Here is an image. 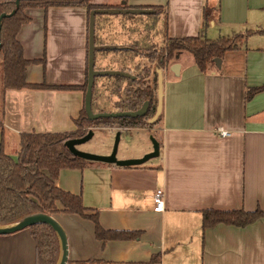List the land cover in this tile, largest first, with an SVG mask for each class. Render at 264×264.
I'll list each match as a JSON object with an SVG mask.
<instances>
[{
	"label": "crops",
	"instance_id": "crops-1",
	"mask_svg": "<svg viewBox=\"0 0 264 264\" xmlns=\"http://www.w3.org/2000/svg\"><path fill=\"white\" fill-rule=\"evenodd\" d=\"M96 6L161 7L163 36L209 39L247 36L227 51L221 67L202 72L194 56L177 52L163 70V108L159 126L161 152L139 166L90 162L61 169L56 184L82 195L99 212L105 230L141 231L138 239L101 240L95 223L75 213H56L68 240L69 261L101 259L155 264H264V217L246 226L219 223L203 229V213L217 210H264V91L249 101L248 89L264 84V0H88ZM32 20L18 34L26 59L46 58L27 68L30 83L49 88H9L5 92L0 146L17 157L24 132L77 129L75 119L85 106L88 80L89 10L86 6L29 8ZM148 14H96L95 39L99 69L131 72L154 65L136 43L149 45L153 32L139 30L128 18ZM127 17V18H126ZM127 19L125 26L122 25ZM135 22V21H134ZM156 63V62H155ZM158 69V68H157ZM156 69V71H157ZM97 78L95 87H97ZM116 80L128 77H114ZM94 90L93 106L96 102ZM228 130L221 136L219 129ZM132 129V128H131ZM150 146H152L150 144ZM142 146L121 158L141 157ZM157 188L165 191L166 208L154 210ZM0 264H37L36 243L29 228L0 235Z\"/></svg>",
	"mask_w": 264,
	"mask_h": 264
},
{
	"label": "trees",
	"instance_id": "trees-1",
	"mask_svg": "<svg viewBox=\"0 0 264 264\" xmlns=\"http://www.w3.org/2000/svg\"><path fill=\"white\" fill-rule=\"evenodd\" d=\"M50 6H86L89 10L96 8H111L113 6H96L88 0H22L17 7L16 0H0V17L2 14H11L2 19L0 30V72L2 74V109L4 108L5 92L9 88L22 89L25 87L34 89L49 88L50 85L43 83H30L27 80V68L34 63L46 64V58L30 60L24 56L22 43L18 34L25 24L31 22L32 18L27 13L29 8ZM116 7H130L123 3ZM156 12L161 7L153 6ZM264 35V31H258ZM246 35L234 34L223 36L218 39H209L205 35V28L198 36L182 38H170L165 36L166 44L153 53L158 64L165 68L175 58L177 52L187 51L194 56V59L202 72L217 67L215 59H223L226 52L236 50L239 46L232 45L234 40L245 41ZM220 69V68H218ZM158 73L155 72V78ZM139 81L138 76L132 81ZM60 89H83L86 93L87 84L84 86H59ZM264 91V84L248 89L246 99L249 101L256 94ZM130 93V92H129ZM131 94V93H130ZM155 95V88L145 86L135 89L133 97L129 99L126 107L122 110H137L145 101L152 103ZM155 108L151 104L149 112ZM147 113V114H148ZM0 128H3L4 109L0 113ZM147 116V115H146ZM143 117H117L100 118L91 120L85 107L81 110L80 116L75 119L77 129L64 132H24L20 135L19 150L17 157L7 153L2 141L0 146V225H7L17 222L35 213H75L83 218L90 219L95 223L96 236L101 240L109 239H138L141 231H113L105 230L100 223L99 212L88 208L82 195L74 194L61 189L56 184L61 169L79 168L88 166L89 161L73 155L65 146L64 142L69 138L79 137L86 133L87 129L102 123L110 126L112 123H119L124 127H143ZM162 117L160 116V119ZM203 213V229L207 230L219 223L236 226H246L264 217V210L258 208L253 211L244 209L217 210L208 208ZM36 243L37 264H57L60 258V241L55 230L46 223H39L29 227ZM160 261V256L155 255L148 262L123 263L111 262L101 259L83 261H69V264H155Z\"/></svg>",
	"mask_w": 264,
	"mask_h": 264
},
{
	"label": "water",
	"instance_id": "water-1",
	"mask_svg": "<svg viewBox=\"0 0 264 264\" xmlns=\"http://www.w3.org/2000/svg\"><path fill=\"white\" fill-rule=\"evenodd\" d=\"M22 0H16L17 7L20 6ZM15 13V10L7 15L2 14L0 17V30L2 28V19L6 16H11ZM155 14L156 10L149 7H111V8H96L91 10L89 16V52H88V80H87V90L85 93V110L88 117L91 120H97L100 118H117V117H143L146 116L150 109V101H145L140 108L137 110H119V111H99L96 112L93 109V96H94V87L95 79L99 76H121L135 79L136 77L129 71L125 70H105V69H96V51L101 49L102 46H99L95 42V27H96V14ZM1 40V38H0ZM1 47V41H0ZM222 59L216 58V66L221 67ZM158 73V104L156 107L155 115L149 120L153 122L158 119L162 113L163 108V86H164V77L163 70L161 68L157 69ZM122 131L116 132V138L113 150L109 154H98L89 151L81 150L78 146L82 143H85L92 139L95 135V130L90 128L84 135L74 138L67 139L64 144L69 149V151L82 159H85L90 162H100L106 164H115L121 167L129 166H139L145 164L153 158L160 156L161 144L160 141L154 136L151 135L150 139L152 142V150L145 153L141 157L137 158H118V146L120 142ZM46 223L49 224L56 232L59 241H60V258L57 264H67L68 263V240L66 233L62 225L58 220L51 214L47 213H35L25 216L21 220L7 224L0 225V235H8L20 231L25 228H29L32 225Z\"/></svg>",
	"mask_w": 264,
	"mask_h": 264
},
{
	"label": "rangeland",
	"instance_id": "rangeland-1",
	"mask_svg": "<svg viewBox=\"0 0 264 264\" xmlns=\"http://www.w3.org/2000/svg\"><path fill=\"white\" fill-rule=\"evenodd\" d=\"M149 17H146V21H141V18L144 17H133L129 16L132 20L131 24L139 30L142 27H146L147 29L152 30L153 32V40L152 43L149 45L140 44L141 42L136 43V50L137 52H146L150 58L155 56L153 53L157 54V52L161 50L163 46L166 44V39L164 38L163 34V25L162 21L158 24L156 15L155 14H148ZM127 18V17H126ZM127 19H124L122 25H126L125 22ZM135 21V22H134ZM96 42V39H95ZM242 41L236 39L232 42V45L240 46ZM157 58V56L155 57ZM153 58V61L155 60ZM156 62V63H155ZM162 68L157 61H154V65L150 67L147 66H138L136 70H132L136 76H138L139 81H132L129 79H120L116 80L115 78H111V76H101V78H97V87L94 88L96 92V102L93 109L96 112L99 111H119L122 108H125L127 102L131 97H133V93L135 89L145 86H151L155 88V95L151 104H153L155 111L149 112L147 116L142 119L143 127L141 125L136 127H124L120 126L119 123L115 122L112 123L110 126H104L102 123H98L90 128L95 130V135L89 141L80 144L78 147L81 150L89 151L98 154H109L114 147L116 132L122 131L117 156L121 158L124 152H130V155L133 153L139 152L142 149V146L145 145L146 148L148 146L152 150V145L150 136L154 135L158 140L160 139V132L159 126L161 124L160 116L158 119L150 122L149 120L155 115L156 107L158 104V76L155 78V72L157 73L156 69ZM96 69L97 65H96ZM109 70V69H105ZM112 70V69H111ZM119 77V76H114ZM2 74L0 72V85H2ZM131 94H130V93ZM2 94L0 91V113L4 109L5 113V100H4V108L2 109ZM151 106V105H150ZM141 107V106H140ZM1 115V114H0ZM88 128L87 131L90 129ZM132 128V129H131ZM2 129V128H1ZM86 131V132H87ZM147 153V152H146ZM144 155V154H143ZM129 158H137V157H129ZM125 159V158H121ZM155 159V158H154Z\"/></svg>",
	"mask_w": 264,
	"mask_h": 264
},
{
	"label": "built area",
	"instance_id": "built-area-1",
	"mask_svg": "<svg viewBox=\"0 0 264 264\" xmlns=\"http://www.w3.org/2000/svg\"><path fill=\"white\" fill-rule=\"evenodd\" d=\"M219 133L221 136L225 137L230 134L228 130L223 128L219 129ZM154 203L155 207L154 210L156 212H163L166 208V200H165V191L163 188H157L154 194Z\"/></svg>",
	"mask_w": 264,
	"mask_h": 264
}]
</instances>
